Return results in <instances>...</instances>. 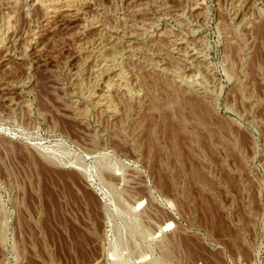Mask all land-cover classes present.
Listing matches in <instances>:
<instances>
[{
	"label": "rangeland",
	"instance_id": "1",
	"mask_svg": "<svg viewBox=\"0 0 264 264\" xmlns=\"http://www.w3.org/2000/svg\"><path fill=\"white\" fill-rule=\"evenodd\" d=\"M0 264H264V0H0Z\"/></svg>",
	"mask_w": 264,
	"mask_h": 264
},
{
	"label": "bare ground",
	"instance_id": "2",
	"mask_svg": "<svg viewBox=\"0 0 264 264\" xmlns=\"http://www.w3.org/2000/svg\"><path fill=\"white\" fill-rule=\"evenodd\" d=\"M99 20V19H98ZM110 40V39H109ZM187 53V52H186ZM120 76V75H119Z\"/></svg>",
	"mask_w": 264,
	"mask_h": 264
}]
</instances>
